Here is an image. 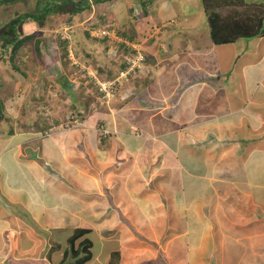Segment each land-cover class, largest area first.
<instances>
[{
  "label": "crops",
  "instance_id": "crops-1",
  "mask_svg": "<svg viewBox=\"0 0 264 264\" xmlns=\"http://www.w3.org/2000/svg\"><path fill=\"white\" fill-rule=\"evenodd\" d=\"M113 2L89 13L94 21L81 18L74 47L86 55L98 38L90 33L86 43L80 33L107 24L133 31L136 40H130L138 42L149 67L132 80V98L106 105L96 91L85 90L88 79L65 53L56 60L48 49L43 54L50 61L42 56L38 65L25 63L27 76L1 79L9 105L0 120V264H68L73 260L63 261L69 246L61 237L75 228L96 237L83 236L92 242L86 264L230 263L225 250L216 254L217 244L228 249L232 239L241 252L246 237L250 247L264 223V36L215 44L187 30V17L180 20L171 6L175 1ZM182 31L188 36L180 37ZM97 54L90 63L99 73ZM108 64L117 72L121 66ZM204 69V79L192 83V74ZM72 111L83 123L57 128ZM99 126L119 134L102 137ZM231 175L244 179L253 210L248 217L256 221L239 223L242 232L221 229L216 236L207 224L219 193L215 186L221 190ZM77 222L81 227L73 226ZM99 229L106 230L104 237ZM98 237L101 253L92 249ZM241 259L247 264L254 257Z\"/></svg>",
  "mask_w": 264,
  "mask_h": 264
},
{
  "label": "rangeland",
  "instance_id": "rangeland-1",
  "mask_svg": "<svg viewBox=\"0 0 264 264\" xmlns=\"http://www.w3.org/2000/svg\"><path fill=\"white\" fill-rule=\"evenodd\" d=\"M81 1V0H79ZM162 0H154V2H161ZM168 1H175V3L171 6H173V10H175L176 12H179V18L184 19L187 17L188 22L186 23L185 26H187V30L190 29L191 27V32L193 34V36H195V34L197 33L198 36H202L205 39H209V28H208V17L205 14V10L203 9V6L206 5V3L210 2V5L214 6V7H219V6H227L228 8H231L232 5H237L236 2H238V0H168ZM243 5L239 6V9H249L252 10L256 13H260V15H264V0H243ZM114 4L113 0L111 1H106L104 3H102V7H100L98 4L95 3V0H92V3H94L93 7L94 10L98 13L101 11V9L105 8H109L110 3ZM36 0H18V2H13V1H4V0H0V52H3V49L5 47H2V33L4 32V30L7 29V25L9 24V22L20 16L21 14H24L28 11H33V9L35 10L36 8ZM155 5V4H153ZM152 5V6H153ZM72 5L68 4L63 8L57 9V12H55V14L47 16L44 19V23L41 25L36 24L35 22H25L23 24V26L19 27L21 29V33L22 35H31V34H37V33H41L42 35H40L41 37L45 38L49 37L51 46L52 44L56 43V38L58 37V35H56L55 33H52V30H56L57 28L61 27V29H63L62 33L64 34V30L65 28H68L71 26L70 24H67L66 21L69 18L66 14V11H70L72 10ZM202 9L204 11V13L202 14ZM225 11H228L225 10ZM190 12H197V16L198 18H195L194 16H186L187 14H189ZM72 19H76V18H82V20H88V19H93L92 21L95 20L96 16H92L93 14L87 13V11H82L80 12L78 15H74L73 16V10H72ZM88 14V16H86ZM95 14V13H94ZM95 17V18H94ZM81 20V21H82ZM75 22V20H74ZM150 24H152L151 21H148ZM170 25V23L168 24ZM122 26V25H121ZM125 27V26H123ZM156 27V26H154ZM171 27H173V25H171ZM178 29V25L176 26ZM150 28V26H149ZM126 29V27H125ZM152 30V29H150ZM183 33L180 34V37H187L188 34L185 31H182ZM74 30L71 29L70 31H68V34L70 36V39H72V41L74 40ZM76 34V31H75ZM80 35L83 37V41H85L86 43L89 41V38H87L86 36H83L81 33ZM195 38V37H194ZM246 40V39H245ZM248 41V39H247ZM54 42V43H53ZM186 44H181L180 46H185ZM77 48V47H76ZM75 48V50H76ZM80 48V47H78ZM58 48L55 46L54 50H57ZM60 49V47H59ZM34 48L28 44V46H25V48H22L21 52L18 53V57L16 59V63L19 67H21V69H25L24 65H26L25 63L29 64H35L38 65L41 62H44V60H42V57H39L38 55H36V53L33 51ZM49 51V50H48ZM100 51H104L103 49L100 50L99 49V53ZM60 52L62 53V50H57L56 55H51L54 59L56 60H60ZM77 53V52H76ZM78 54V53H77ZM10 55L7 54L5 55V57L3 56L0 60V99H2L3 97L7 98V94L4 95L5 92H7L8 87H6L5 82H3V80H1L2 78H5L6 81L9 80V76L11 73H15L18 74V72H16L13 68H11L10 66V61H8L6 59V57H8ZM100 55V54H99ZM104 55H106L104 53ZM262 57H264V53H262ZM43 58H45L46 61H50L49 57L47 56V54H43ZM25 59V61H24ZM87 59V57H86ZM89 59V58H88ZM107 56H106V61H107ZM90 61V59H89ZM91 62V61H90ZM72 67H75L72 65ZM98 67V66H97ZM7 68L9 69V71L7 70ZM20 74V73H19ZM204 75H206V69L203 70V72H199V73H193L192 74V83L194 82H198V81H202L204 79ZM99 76L101 78H110V75L108 74H99ZM11 77V75H10ZM12 79V77L10 78ZM135 79H139L138 77ZM144 82H147L144 81ZM181 82L183 83V81L181 80ZM130 86V85H129ZM133 86V85H131ZM134 88V86H133ZM93 87H88L87 89L85 88L86 91H92ZM95 91V89H93ZM9 92V91H8ZM89 94V93H88ZM209 97V96H206ZM201 98V96H200ZM202 99V98H201ZM207 101H210L207 99ZM202 106L201 103H196L195 107L196 108H200ZM175 108V107H174ZM173 108V109H174ZM173 111V110H172ZM41 115H45L43 113V110H39ZM47 116V115H45ZM50 118V116H47ZM40 118V117H39ZM109 129H111L112 127H108ZM114 129V128H113ZM73 169H69L68 172H72ZM225 178V177H223ZM226 182L228 183L226 186H224L221 190L215 186L216 190H218L219 196H217V194L214 197V202H213V206H212V212L213 215L212 216H208L207 219V224L212 225V227H214V234L220 235L221 229H223L224 232H226V234H231L233 235L231 232V230H238L240 232L243 231V223L245 222L246 224H250V225H254L255 223V215H252L250 217H248V215L250 214V212H253V210L251 208L248 207V202L251 201V193L250 195L248 194H243L244 193V188L245 183H244V179L239 178V176H228ZM241 191L242 194H238V192ZM247 205V206H246ZM244 215H246V217H244ZM86 218V217H85ZM240 219V221H239ZM82 222V221H81ZM81 222H77L75 223L73 226L74 227H81ZM241 223V225L238 226V224ZM249 225V226H250ZM222 228H218L221 227ZM77 229V228H75ZM74 229V230H75ZM69 231L67 234L64 233V235H68L66 237H68V241L65 242V238L66 237H61V240L64 241L63 245L67 244V246H70L69 240L70 237L74 234L75 231ZM217 231V232H216ZM219 231V232H218ZM99 234L100 236L104 237V234H106V230L103 229H99ZM223 232V233H224ZM230 232V233H229ZM108 234V233H107ZM224 235V234H223ZM230 235V237L232 238V236ZM255 237L253 238V242L251 243L250 247L248 246V236L246 237L245 242H247V246L243 249H240L241 252L238 250V246H236V248L233 249V240L229 239L227 242V248H222V246L220 244H217V247H215V249H217L216 254L217 255H222L223 251L225 250V255L230 257V254L232 255L231 258H233L232 261H230V263L228 262L229 258H227V260L225 259V264H246L244 263H239L237 260V257H242L241 261H245L247 259H253L254 260L252 263H247V264H264V223L262 224V231L260 233H255ZM90 238L94 239L96 238L94 234H92V232L88 235ZM85 237V236H84ZM100 237V238H102ZM226 238V236H225ZM83 237H81L76 244L78 245L81 241H82ZM98 240L99 237L94 241L95 243V247H93L92 249L97 251L98 253H101L98 244ZM235 240V238H234ZM245 242L243 244H241L242 246L245 244ZM76 245V246H77ZM98 246V247H97ZM232 247V248H231ZM244 247V246H243ZM229 254V255H228ZM102 255V254H100ZM224 260V259H223ZM247 262H251L248 261ZM215 264V263H213Z\"/></svg>",
  "mask_w": 264,
  "mask_h": 264
},
{
  "label": "trees",
  "instance_id": "trees-1",
  "mask_svg": "<svg viewBox=\"0 0 264 264\" xmlns=\"http://www.w3.org/2000/svg\"><path fill=\"white\" fill-rule=\"evenodd\" d=\"M6 1H13L18 2V0H4ZM106 1L111 0H95L96 4H102ZM144 2V0H143ZM243 0H238L236 2L237 5H232L231 8H228L227 6H219L214 7L210 5L209 3H206L205 5V11L207 13L208 17V28L210 31L209 38L213 40L215 44H226V43H233L239 38H255L258 36H264V15H260V13H256L249 9H239L240 5H243ZM71 4L72 10H73V16L78 15L82 11H87V13L94 12L92 0H36V8L33 11H28L24 14H21L20 16L12 19L9 24L7 25V29L4 30L2 33V47H5L3 49V52H0V60L1 58L7 54L10 53L6 59L10 61V66L13 68L16 72L21 73L23 76H27L26 71L24 72L21 67H19L16 63V59L18 57V53L21 52L22 48H25V46H28L30 44L34 48V52L39 57L43 56V49H50L51 43L49 40V37L43 38L40 35L41 33L37 34H31V35H22L20 26L22 27L25 22H35L38 25H41L44 23V19L47 16L55 14L57 12V9L63 8L66 5ZM143 7L145 5H142ZM228 11H225L227 10ZM71 10V13H72ZM70 11H66L67 16L69 17L66 21L67 24L71 25V29L74 30V28L78 26H83L84 24L81 22V18H79V21L76 22V19H72ZM76 13V14H75ZM75 20V22H74ZM106 22V21H105ZM61 27L57 28L56 30H52V33H55L58 35L56 38L57 42V48L58 50H62V53L64 54V57L68 55V46L72 43L73 48L74 47V40L67 39L63 37V33ZM120 34H123L125 37H128L129 39L136 40V38H131L130 36L134 33L133 31H124L122 32L119 30ZM130 35H129V34ZM83 35L89 36L90 32L89 30L83 31ZM93 38H98L94 40V43H91V51L85 53L87 58H92V52H99V41H103V36H92ZM89 36L88 38H92ZM98 41V42H97ZM124 45V47H123ZM126 44L119 43V54L118 56H114L113 59L105 60L106 51H100V55L97 54V59L101 62V67L99 69L100 74H106L109 73L110 77H114L117 75L119 70L121 71L124 68V63H119V59L122 58L121 53H124V51H127L125 48ZM60 47V49H59ZM1 48V45H0ZM97 50V51H96ZM67 58V57H65ZM108 58V57H107ZM115 63L118 66L119 64L122 66L117 67L114 69L111 65L108 63ZM120 67V68H119ZM9 103H6L4 100L0 99V120L4 118V111L8 107ZM99 132V131H98ZM102 137L110 138L112 135L108 134L107 136H104L100 134ZM91 231L89 229H78L74 232V234L70 237L69 243V249L65 253V257L63 259L67 260L69 257L73 260L68 264H86L92 259V253L90 251L92 242L89 238H85L83 241H81L78 245L76 242L83 236L89 234ZM77 245V246H76Z\"/></svg>",
  "mask_w": 264,
  "mask_h": 264
},
{
  "label": "built area",
  "instance_id": "built-area-1",
  "mask_svg": "<svg viewBox=\"0 0 264 264\" xmlns=\"http://www.w3.org/2000/svg\"><path fill=\"white\" fill-rule=\"evenodd\" d=\"M71 30V26L65 28L63 37L70 39L68 31ZM93 36H103V41L101 42V49L106 51V56L108 60L113 59L114 56L119 54V43H124L128 47L127 51L121 53L123 60H125V67L119 72L118 75L110 78H101L99 76L98 68L92 67L89 59H86L85 55H78L76 50H74L72 43L68 46L67 58L70 59V64L75 71L81 74V77L88 79V84L86 88L93 87L95 91L100 95V100L106 105H110L116 100L125 101L130 99L135 94V88L131 86V82L136 76H143L146 71H148L149 65L146 62V58L138 42L132 41L130 39L124 38L119 32V28L115 23L107 24L102 29L98 31H90ZM134 42V43H133ZM57 47V42L52 44L48 52L52 55L57 53L55 49ZM121 58V59H122ZM120 60V59H119ZM130 85V86H129ZM73 86V87H72ZM73 92H80V87L77 85H72ZM92 89V90H93ZM68 121L64 125L57 126L59 129L70 130L73 127H78L83 123L81 114L79 112H74L69 114ZM98 131L100 134L107 136L108 134L118 135L117 129H109L107 126H99ZM53 134V129L44 133L46 137H50Z\"/></svg>",
  "mask_w": 264,
  "mask_h": 264
},
{
  "label": "clouds",
  "instance_id": "clouds-1",
  "mask_svg": "<svg viewBox=\"0 0 264 264\" xmlns=\"http://www.w3.org/2000/svg\"><path fill=\"white\" fill-rule=\"evenodd\" d=\"M145 58H146V57H145ZM146 62H147V58H146ZM124 67H125V66H124ZM118 74H119V73H118ZM118 74H117V75H118ZM44 137H46V136L44 135Z\"/></svg>",
  "mask_w": 264,
  "mask_h": 264
}]
</instances>
